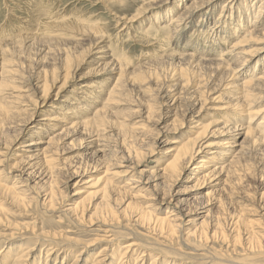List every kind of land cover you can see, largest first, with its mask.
Instances as JSON below:
<instances>
[{"label":"rangeland","instance_id":"rangeland-1","mask_svg":"<svg viewBox=\"0 0 264 264\" xmlns=\"http://www.w3.org/2000/svg\"><path fill=\"white\" fill-rule=\"evenodd\" d=\"M190 1L192 0H171L166 3L161 0H0V68L6 64L3 59L12 55L9 57H12L11 63L7 65H11L15 71L12 72L13 78L16 79L15 84L24 90L17 88L18 93L22 95L21 101L12 104L14 108L11 109L12 113H9L12 117H1L4 123L2 120V124L0 123V183L5 187L24 185L19 189L22 191V194H19L23 201L17 202L13 200L11 193L0 190V206L3 208L0 211V250H4L3 254L12 245L24 243L23 248H29L30 244H33L30 261L35 259L34 264H115L120 260L116 257L121 247L131 242L134 244L130 247L131 250L122 249L125 253L121 264H250L249 259L255 260L253 264H264V242L259 250L249 251L241 244L227 246V239L212 240L204 244L197 243L195 238L185 241L184 234L194 232L198 228L201 218L196 212L206 204L204 201L208 200L211 204L205 226L207 230L211 228L216 217L221 219L228 213L227 218H230L231 213L233 216L252 219L254 230H260L264 234V142L251 144L249 137L243 135V131L235 136L227 131V126L230 128L236 122V125H247L252 117L248 114L251 110L264 114V97H258L261 93L253 95L254 91H251L252 98L244 101L238 94L242 81L247 80L250 74L257 77L264 71V36L262 43L257 46L263 48L251 52V57H247L249 61L245 63L232 62L229 68L220 67V72L205 66H194L186 55L187 50L198 56L201 55L197 51H210L207 52L210 56L220 59L224 50L221 48L227 49L231 39L220 38V43L216 40L217 45L215 37L211 35L212 31L209 33L208 30L202 32V29H197V32H194L192 29L201 20L200 15L203 13L193 15L187 26L182 27L180 35L175 38L172 36L169 39L164 31L156 30L159 25L167 24L173 15L183 11ZM251 1L216 0L215 7L209 14L211 18L208 25L221 12L220 20H226L228 7L232 3L234 8L231 17L236 18L239 16V7L246 2L245 8L248 10L241 14V24L253 20L259 7H262L257 18L258 29H262V0ZM228 29L229 26L224 30ZM233 29L236 31L237 27L234 26ZM236 32L234 36L242 33ZM184 41L187 44L185 47ZM19 43H22L23 49L26 47L22 53L16 52L14 48ZM249 45L253 48L256 46L251 42ZM217 47H220V51H216ZM66 53L72 58V69L75 68L68 78L65 73H61ZM111 58L114 60L113 65ZM2 63L4 64L1 65ZM117 65H120V69ZM112 66L114 70H110ZM53 68L60 75L58 74V79L43 103L40 86L43 77H49ZM183 75L189 77L188 85L183 86ZM1 77L4 76L0 69ZM13 78L11 80H14ZM114 84L116 88H113ZM111 89L113 91L109 97ZM203 90H207V93ZM11 92L13 91H7L6 94ZM234 98L243 101L238 108L241 113L236 117L229 108L215 110L216 105L221 107L231 104ZM248 102L252 104L246 105ZM96 109L104 110L103 125L106 126L102 132L99 127L97 133L101 132L102 137L116 146L117 150L119 147L120 154L113 155V160L110 159L108 149L103 157L93 153L95 147L91 141L97 140L96 135H93L96 131L91 132L88 128L86 131L81 125L62 132L63 128H68L66 124L62 125V120L51 121L49 125L43 120L52 115L61 119L71 117L73 122L83 121L90 119ZM149 109L152 110L150 117L146 112H149ZM32 112L33 116L30 114ZM262 115H257L251 126H255ZM30 117L32 121L27 124ZM208 123V129L213 131V135L208 136L206 140L215 144V147H220L222 142L234 139L240 142L244 139L243 154L237 157L233 164H230L229 160L222 164L225 159L219 156L210 162L216 167H224L225 172L221 177L226 178L225 184L214 185L220 183V180L202 179L201 174L191 170L193 163L185 166L182 173H177L178 176L162 175L160 169L172 158L169 150L173 144L170 143L173 140L184 142L187 137H194L199 129L193 126ZM133 125L136 131L131 129ZM36 126L39 129H36ZM128 127L130 129H127ZM49 138L53 140L50 145L46 143ZM37 140L42 142L33 147L34 151H29L23 146L29 141ZM45 146L48 149H43ZM121 152H125L126 157L128 154V161L118 159L123 155ZM201 155L203 156L200 154L192 162H197ZM206 156L203 159L207 160L212 155ZM105 159H110L111 163L122 161L120 166L128 165V168L118 169L125 168V174L112 177V187H109L112 188L111 204L115 203L112 199L122 193L120 197H123V202L126 199L127 202L136 200L135 202L140 203L138 207L150 209L153 216L162 217L166 216L168 211L174 210V205H178L185 213H189L186 222L182 224L183 228L176 229L173 235L163 234L165 239L159 236L161 233L154 229L152 223L147 225L137 220L134 215L137 213L135 204V208L122 215L121 210L126 203H120V206L113 205L115 217L106 223L111 225L108 226L110 232L106 234L113 236V240L107 242L105 232L102 231L104 227H99L96 221H92V225L87 221L100 201L98 196L89 198V194L101 188V176L104 175L102 165ZM18 168H22L23 172L20 173ZM134 177L141 180L135 184L136 188L123 186L128 179ZM197 177L201 178L199 182L194 181ZM207 192L210 193L206 195ZM46 193H52V201L45 199ZM75 206L78 211L84 208L83 216L86 221L70 219L64 212L66 208ZM47 229H55L62 233V236L78 240V243H68L64 238H57L55 240L61 249L53 251V248L46 252L45 242L49 239L45 237L46 241L43 242L38 239L40 236L35 234ZM96 237L97 240L89 242ZM80 240L88 245L83 246ZM102 247H107L108 250L99 253ZM1 256L3 255L0 254V264L11 263L9 258L2 259Z\"/></svg>","mask_w":264,"mask_h":264},{"label":"bare ground","instance_id":"bare-ground-1","mask_svg":"<svg viewBox=\"0 0 264 264\" xmlns=\"http://www.w3.org/2000/svg\"><path fill=\"white\" fill-rule=\"evenodd\" d=\"M162 3H166V2H169L171 0H161ZM233 1V0H232ZM253 1V0H252ZM251 1V2H252ZM258 3V2H257ZM215 4H216V0H192L190 1L188 4L185 5L184 7V10L183 11H180L179 13H176L175 15H173L170 20L168 21L167 24L163 25V26H154L155 28L157 27L158 29L156 30H161V31H164L165 35L167 36L168 35V38L170 39V37L173 36V38H175L176 36L180 35L181 31H182V27H186L188 22L190 21V18L195 15L196 13H203L200 15V21L197 22V25L192 29L194 30V32H197V29H200L199 31H201V29L203 30L202 32H204L205 30L209 31H212L211 32V35H213L215 37V42L217 40L218 43L220 38L222 40L224 39H231L229 40L230 43L226 49V47L224 48H221V49H224L222 50L223 51V54H220L222 56H224L222 58V56L220 57V59L217 57H212L210 56L207 52H210V51H207V52H200V51H197L199 53V55L201 56H198L192 52H189L187 49H184V50H187V53L186 55H188L187 57L189 59H191V62H192V65H198V66H205V67H209V68H213V70L215 72H220V67H230L233 62V64H240V63H245L247 61H249V59H247L248 56H250L251 52H254L256 49L257 50H261L263 48L262 47H258L257 46L259 44L262 43V39H263V36H264V24H263V28L262 29H258V23L259 21H257V18L260 16V13L262 11V7H259L258 11L256 12L255 16H254V19L253 20H250V21H244V24H241V21H240V17H241V14L242 13H245L246 9L245 7L247 6L246 5V2H243V5H241V7H239V11L238 14L239 16H236L235 17H231L232 15V10L234 7H232V5L234 3H232L228 9H229V13L226 17V20H220V16L222 15V12L219 13V16L217 18H215L214 21H212L209 25L208 23L210 22V18H211V12L213 10V8L215 7ZM248 4V3H247ZM252 4V3H250ZM260 5L264 6V0L261 1ZM250 6V5H249ZM252 7V5L250 6ZM249 7V8H250ZM242 8H245V10H243ZM231 10V11H230ZM231 13V14H230ZM121 19V18H120ZM235 19V21H234ZM125 21V20H124ZM123 22V21H122ZM234 22V24H232ZM225 28H224V26ZM232 25V27L230 28V26ZM126 26V25H125ZM229 26V29L228 30H224V29H227ZM237 27V32L238 33H242L237 36L235 35L234 36V31L235 29H233V27ZM153 27V28H154ZM152 28V26H151ZM191 30V31H192ZM198 31V32H199ZM240 31V32H239ZM236 32V33H237ZM159 33V32H158ZM208 33V32H206ZM191 34V33H189ZM193 34V33H192ZM196 34V33H195ZM161 35V34H160ZM201 35V34H200ZM210 35V36H211ZM190 36V35H189ZM193 36V35H192ZM212 37V36H211ZM190 38V37H189ZM200 38V37H199ZM203 38V37H202ZM206 38V36H205ZM233 38V39H232ZM185 39H188V38H185ZM194 40V39H192ZM202 41V40H201ZM204 41V40H203ZM212 41V40H211ZM210 41V42H211ZM19 42V41H18ZM17 42V43H18ZM30 42V41H29ZM188 42V41H187ZM194 42V41H193ZM207 42V40H206ZM216 42V43H217ZM250 42L252 43V45H256L254 46H251L249 45ZM185 43V41H184ZM183 43V44H184ZM201 43V42H199ZM198 43V44H199ZM217 43V45H218ZM207 44V43H206ZM214 44V43H213ZM222 44V43H221ZM32 45V44H31ZM187 44L185 43L183 46L185 47ZM197 45V43H196ZM205 45V44H203ZM227 45V44H226ZM200 46V45H199ZM209 46V45H208ZM28 47V46H27ZM194 47V46H193ZM192 47V48H193ZM215 47V46H214ZM13 48V47H12ZM16 52H21L23 51L24 49L22 48V43H19L18 46H14ZM190 48V47H189ZM5 49V48H4ZM2 49V50H4ZM7 49V48H6ZM5 49V50H6ZM191 49V48H190ZM215 49V48H214ZM213 49V51H215ZM200 50V49H199ZM208 50V49H207ZM194 51V50H193ZM216 51H220V47H217V50ZM6 54H7V51H5ZM9 53V52H8ZM22 53V52H21ZM212 53V52H211ZM11 53H9L10 55ZM217 54V53H215ZM12 56V55H10ZM9 56V57H10ZM82 56V55H81ZM215 56V55H214ZM7 57V58H9ZM251 57V56H250ZM3 59L6 64L3 65L4 63H2L1 65V74H3L4 77H1L0 78V123H1V120L2 122L4 123L3 119L4 116H7V115H10L9 113H12L11 111L13 110V106L12 104L14 103H19L21 100L20 98L22 97L21 94H19L18 92V89L20 90V88L22 89L23 87H20L18 88L19 86H17L15 84V78H13L14 76V70H13V67L11 68V65H7V64H10L11 63V60H12V57L9 58V59ZM79 58V56H78ZM2 61V62H4ZM14 61V60H13ZM83 61V60H82ZM113 65L114 63V60L111 58L110 60ZM72 62V58L71 56L66 53L65 57H64V61H63V65L64 67L63 70H61V73H65L64 75L67 77L69 74L71 75L72 73H70L71 71L73 72V70L75 68L72 69V65H70V63ZM80 63V62H79ZM117 64V63H116ZM25 65V64H24ZM80 65V64H79ZM119 66V69H120V65H117ZM10 67V68H9ZM116 67V66H115ZM255 67H256V64L254 66V69L255 70ZM72 69V70H71ZM114 70V66L111 67L110 70ZM232 69V68H231ZM230 69V70H231ZM227 70V69H226ZM229 70V71H230ZM233 70V69H232ZM228 71V70H227ZM13 72V73H12ZM214 72V73H215ZM234 72V71H233ZM16 74V73H15ZM58 74L59 72L55 71V68H53L51 70V74L49 77H47L46 75L43 77V81H42V84H41V98H44V101L43 103L45 102V99H46V96L49 95V90L50 88L53 87L55 81L58 79ZM174 74V73H173ZM185 74V73H184ZM17 75V74H16ZM60 75V74H59ZM63 75V76H64ZM250 77L247 78V80H244L241 82V84L239 85V91H238V94H239V97L240 99H243L246 100L248 99L249 97H251V91H254L253 92V95L255 94H260V96H258L259 98L261 97H264V71L261 75H258L257 77L253 74H250L249 75ZM21 77V75H20ZM69 77V76H68ZM67 77V78H68ZM182 77V75H181ZM11 78H13L14 80H11ZM18 78V77H17ZM183 78H184V85H188V81H189V77L187 78V76L184 77L183 75ZM209 78V77H208ZM20 79V78H19ZM38 79V78H37ZM60 79V78H59ZM64 79V78H63ZM181 80V79H180ZM41 81V80H40ZM200 81V80H199ZM66 81H64V84H65ZM24 83V82H23ZM201 83V82H200ZM63 84V85H64ZM25 85V83H24ZM18 88V89H17ZM36 88V87H35ZM113 88H116V84H114ZM199 88V87H198ZM29 89V88H28ZM27 89V90H28ZM39 89V88H38ZM13 91L11 92L10 94H6L7 91ZM23 90V89H22ZM20 90V91H22ZM26 90V91H27ZM31 90V89H29ZM52 90V89H51ZM24 91V90H23ZM35 91V90H34ZM112 89L109 91L108 95L110 97L111 93H112ZM204 91V90H203ZM207 90H205L204 92H206ZM209 91V90H208ZM40 92V91H39ZM207 93V92H206ZM202 94V93H201ZM27 96V95H26ZM200 96V95H199ZM40 97V96H39ZM208 97V96H207ZM48 98V97H47ZM161 98V97H160ZM252 98V97H251ZM250 98V99H251ZM41 100V99H40ZM35 101V100H33ZM161 101V100H160ZM243 101H240L238 100L237 98H234L232 99V102L231 104H224L223 106L220 107V105H216L215 110H219L221 108V110H224V109H231L230 111L234 113L235 117L237 114L241 113L239 112L240 110H238V108L241 106V104L243 103ZM252 102H254L252 99H251ZM151 102V101H150ZM148 103V102H147ZM250 102H248L246 105L250 106ZM148 105V104H147ZM161 105V104H160ZM204 105V104H203ZM39 107V106H38ZM12 109V110H11ZM153 109V108H152ZM201 109V108H200ZM150 110L149 109V112H147V115L149 116L150 115ZM156 110V109H155ZM36 111V110H35ZM152 111V110H151ZM154 111V110H153ZM200 111V110H199ZM264 111V109L262 110ZM104 110L102 109H96L93 113V116L89 119H85V120H79V121H71V117L69 118H64V119H61L60 117H54V116H46L45 119V123H50L51 121H58V120H62L61 122L64 123L62 124L63 126H68V128H63L61 131L62 132H65L67 131V129L69 128H72V127H76V126H81L86 130L88 128L89 131L91 132H95L93 135H96V138L97 140H94L92 139L91 143H93V147L95 150H94V154L97 153V156H106L105 155V151L106 149H108V153L110 154L111 156V160H113L112 157H114L113 155H115L116 153L117 154H120V151H119V147H118V150L116 149V146H114L113 144H111L109 141H106L107 139H105L104 137H102V135L100 134L102 132V130L104 129L103 127H106L104 126L103 124L105 123V119H104ZM152 113V112H151ZM31 116H33L34 112L30 113ZM165 114V113H164ZM195 114V113H194ZM249 115H251L252 117L248 120L247 122V125L243 126V125H236V121L238 120H233L235 121L236 123H233V125L228 128L227 126V131H230L232 132V136H235V135H240L242 134L241 132L243 131V135L245 137H249V143L251 144H254V143H263L264 142V114L263 112L259 114H263L261 116V119L259 121H257L256 125L255 126H251V123L253 122V120L257 117L258 112L256 110H251L248 112ZM13 115V114H12ZM152 115V114H151ZM150 115V116H151ZM232 115V114H230ZM149 116V117H150ZM233 116V115H232ZM10 117H12L10 115ZM147 117V116H146ZM8 118V116H7ZM6 119V118H5ZM4 119V120H5ZM10 120V119H9ZM142 120V119H141ZM32 121V118L30 117V119L28 120L27 124L28 123H31ZM139 121V120H138ZM193 121V120H191ZM7 122V119L6 121ZM229 124H232L231 122H227ZM2 124V123H1ZM0 124V125H1ZM26 124V125H27ZM49 125V124H48ZM108 125V124H107ZM122 126V125H121ZM37 128L36 129H39L38 126H36ZM54 126H52V128H54ZM101 127L102 129H100L101 132L97 133V130L98 128ZM139 127V126H137ZM142 127V126H141ZM196 127L197 129H199V132L193 137H187V140L184 141V142H180V141H177V140H173L170 144H173L172 145V148H170L169 151H171V155H172V158L171 160H169L168 162H166L165 166L160 169L162 172V175H175L177 173H182V170H184L185 166H187L189 163H193L194 165L191 167V170L192 171H196L198 174H201V178L202 179H211L212 180H220L219 182L220 183H215L214 185H222V184H225L226 182V178L225 179H222L221 175L223 174V171L224 170V167L221 165L219 167H216V165L212 164L210 162H212L214 160V158H216V156H219L221 158H224L225 160L222 161V164H224L227 160H229V163L230 164H233V162L235 161V159L237 157H240L243 152V140H241L240 142H237L235 141V139L233 141H227L225 143H220V147H215V144L213 143H210V142H207L206 138H208V136H212L213 135V131H209L208 127H210V124H205V125H200L198 126V124L194 125L193 128ZM122 128V127H121ZM119 128V129H121ZM192 128V127H190ZM127 129H130L129 127ZM131 129L134 131H136V129L134 128V125L133 127H131ZM140 129V128H138ZM137 129V130H138ZM21 130V129H20ZM23 130V129H22ZM94 130V131H93ZM87 131V130H86ZM104 131V130H103ZM122 131H123V128H122ZM133 131H131L133 133ZM125 132H126V128H125ZM124 133V131H123ZM103 134V133H102ZM122 134V133H121ZM141 135V133H140ZM160 134H158L159 136ZM55 136V135H54ZM53 136V137H54ZM126 136V135H125ZM52 137V138H53ZM109 137V136H108ZM52 138H49L46 143L48 145H50V143L53 141ZM95 138V139H96ZM148 138V137H147ZM126 139V137H125ZM124 139V140H125ZM52 140V141H51ZM122 140V142L124 141ZM105 141V142H104ZM130 141V140H129ZM42 141H29L28 143L26 144H23V146H25L29 151L33 150V147L36 146V144H39L41 143ZM116 143V142H115ZM128 143V142H127ZM149 143V142H148ZM256 143V144H257ZM9 144V143H8ZM135 144V143H134ZM137 144V143H136ZM141 144V143H140ZM145 144V143H144ZM89 145V144H88ZM121 145V144H120ZM4 146L6 147L7 145L4 144ZM3 146V147H4ZM119 146V145H118ZM128 146V145H127ZM134 146V145H133ZM2 147V146H1ZM2 147V148H3ZM47 146H45L43 149H48L46 148ZM128 148V147H127ZM169 149V148H168ZM217 149H219L217 151ZM40 150V149H39ZM38 150V151H39ZM122 150V149H121ZM128 150V149H127ZM212 152H211V151ZM247 150V149H245ZM43 151V150H42ZM116 151H119V152H116ZM123 151V150H122ZM125 151V150H124ZM47 152V151H46ZM127 152V151H126ZM136 152V151H135ZM168 152V151H167ZM123 155L120 156L118 159L120 160H125V161H128L129 160V156L127 154V157H126V154H124L125 152H121ZM170 153V152H169ZM130 154V153H129ZM136 154V153H135ZM200 154H203V156L201 155L200 159H197V162H192L193 160H195L196 158H198V156ZM32 155V154H31ZM170 155V154H169ZM206 155H212L211 157H209L207 160L206 159H203V158H206L207 156ZM35 156V155H34ZM117 156V155H116ZM29 157V156H28ZM98 157V158H99ZM118 157V156H117ZM171 157V156H170ZM23 158V157H22ZM27 158V157H26ZM218 158V157H217ZM52 160V158H49ZM109 159V160H110ZM23 160V159H22ZM25 160V159H24ZM23 160V161H24ZM27 160V159H26ZM109 160H106L105 159V162L104 164L102 165V167L104 166V171H103V174L101 176V181H102V184H101V188L99 190H97L95 193H90L89 194V198H93V197H96L98 196L99 198V202L98 204H93L95 205L94 207V212L92 214H90L88 216V222H98V224L100 225L99 227H104L102 229L103 232H105V239L107 240V242H111L113 240V236L112 234H106V233H109L110 230L108 228V226H111V225H107L106 223H108L107 221H110V219L114 218L115 217V214H116V211H115V207H113V205H119L120 203L122 204H125L126 205L124 206V208L121 210L123 211L122 212V215L123 213H126L129 211V209L131 208H135L137 207V213H135L134 215H136L137 217V220H139L141 223H147L148 224H151L153 225L154 229L156 228L159 233H161V235L159 236H163V238L166 239V237H164L163 234L167 233V235H173V233L175 232L176 229H180V228H183V225L186 221V218L188 217V214L189 213H185L184 209H182L180 206L178 205H174L173 207L175 208L174 210H170L168 211L167 215L166 216H153L152 212L149 211V210H146V208H142V207H138V205L140 203H137V202H131V201H128L127 202V199L123 202V197H120L121 195H123L122 193L120 194L119 192L120 189H119V192H117V194L119 193V197H116L115 199H112L113 204H111L110 202V198L112 195H110V189L112 188H109V187H112V183L111 181H113L112 177L115 176V175H122V174H125L127 172V170L125 169L126 167L128 168V165H124V166H120V164L122 163V161H119L118 162H114V163H111ZM209 160V161H208ZM29 161V160H28ZM117 161V160H116ZM218 161V160H217ZM240 161V160H239ZM48 162V161H47ZM49 162L51 163L52 161L49 160ZM26 163V162H25ZM236 163V162H235ZM238 163V162H237ZM30 164V163H29ZM52 164V163H51ZM116 164V165H114ZM228 164V163H227ZM97 165V164H96ZM95 165V166H96ZM100 165V164H99ZM100 165V166H101ZM239 165V164H237ZM54 166V165H53ZM93 166V167H95ZM226 166V165H225ZM234 166V165H233ZM120 167H125L123 168V170H118L120 169ZM229 167V166H228ZM13 168V167H12ZM100 168V167H99ZM187 168V167H186ZM237 168V167H236ZM239 168V167H238ZM15 169V168H14ZM13 169V170H14ZM17 170H19L20 173L23 172V169L22 168H18ZM16 170V171H17ZM130 170V169H129ZM18 172V173H19ZM32 172V171H31ZM92 172H94V169L92 170ZM228 172V171H227ZM230 172V171H229ZM236 172V171H235ZM29 173V172H28ZM152 173V172H151ZM231 173V172H230ZM197 174V175H198ZM234 174V173H233ZM21 175V174H19ZM25 175V173H24ZM161 175V176H162ZM22 176V175H21ZM28 176V175H27ZM160 176V175H159ZM178 176V174H177ZM133 177V176H131ZM196 177V176H195ZM220 177V179H219ZM141 178V177H140ZM201 178H196V180L194 181H198L199 179ZM228 178V177H227ZM165 179V178H164ZM190 179V178H189ZM56 180V179H55ZM58 180V179H57ZM129 181L125 182V184L123 185L124 187H129V189H132V188H136L135 184L139 181H141L140 179H136V177L134 178H130L128 179ZM191 180V179H190ZM200 181V180H199ZM198 181V182H199ZM204 181V180H203ZM228 181V179H227ZM218 182V181H217ZM76 183V182H75ZM197 183V182H196ZM195 183V184H196ZM194 184V185H195ZM13 185V184H12ZM11 185V186H12ZM194 185L192 187H194ZM24 185L23 184H20L19 186H13V187H5V185L3 186V183H0V190H5V191H8L9 193H11L14 198L13 200L15 199L17 202L18 201H23L21 199V195L19 193H21L22 191H20L19 189L21 187H23ZM114 186V185H113ZM132 186V187H130ZM52 187V185H51ZM116 187V185H115ZM198 188V187H197ZM200 188V187H199ZM47 189V188H46ZM117 189V187H116ZM123 190H125V188H121ZM222 189V188H221ZM238 189V188H237ZM114 190V189H113ZM171 190V189H170ZM232 190V189H231ZM128 191V190H127ZM130 191V190H129ZM239 191V190H237ZM236 192V190H235ZM234 192V193H235ZM1 193V191H0ZM5 193V192H3ZM126 193V192H125ZM129 193V192H128ZM208 193L210 192H207L205 193L206 195H208ZM22 194V193H21ZM46 198L45 199H48V201H52L53 199V196H52V193H46ZM131 195V194H130ZM165 195V194H164ZM167 195V194H166ZM170 195V198H172L171 194ZM9 196V195H8ZM11 196V195H10ZM241 196V195H240ZM16 197V198H15ZM19 197V198H18ZM165 197V196H164ZM169 197V196H168ZM253 197V196H252ZM263 197V196H262ZM10 198V197H9ZM169 198V199H170ZM222 198V197H221ZM254 198V197H253ZM8 199V197L6 198ZM125 199V198H124ZM133 199V198H132ZM157 199V198H155ZM182 200V199H181ZM181 200H179L181 202ZM264 200V198H263ZM161 201V200H160ZM172 201V200H171ZM231 201V200H230ZM229 201V202H230ZM179 202V203H180ZM226 202V201H225ZM251 202V201H250ZM1 203V202H0ZM16 203V202H15ZM178 203V202H177ZM204 203H206L205 205H203L200 210L197 213V215H199L201 218V221L199 222V224L197 225L198 228L195 229L194 232H188L185 235V241H190L191 238H195L196 239V242L197 243H206L209 241H218V240H222V241H225L227 239V246H235V245H238V244H241L243 245L244 247L246 246L247 247V250H259L261 247H262V243L264 242V238H263V235L260 230L257 231V230H254L253 228V221L252 219L251 220H248V218H240V216H233L231 213H230V218H227V215L226 216H223L221 219H219V217H216V220H214V223L213 225H211V228H209V230H207L208 228H205V226L207 225V220H208V215L210 214V209H209V206L211 204V202L208 201H204ZM221 203V202H220ZM252 203V202H251ZM121 204V205H122ZM135 204V207H133ZM259 204V203H258ZM261 204V203H260ZM2 205V204H0ZM181 205V204H180ZM120 206V205H119ZM226 206V205H225ZM253 206V205H252ZM258 206V205H257ZM84 207V206H83ZM264 207V206H263ZM262 208V207H261ZM91 209V207H90ZM222 209V208H221ZM220 209V210H221ZM243 209V208H242ZM3 208L0 206V211H2ZM132 210V209H131ZM130 210V211H131ZM219 210V211H220ZM251 210V209H250ZM239 211V209L237 210ZM248 211V210H247ZM64 212L67 214V216L70 218V219H73V220H80V221H83L86 219L84 218L83 216V212H84V208L83 209H80L78 211L77 209V206H75L74 208H66L64 210ZM134 212V211H133ZM167 212V211H166ZM132 213V212H131ZM238 213V212H237ZM258 213V212H257ZM214 214V213H213ZM226 214V212H225ZM249 214V213H248ZM125 215V214H124ZM233 216V217H232ZM115 220V219H113ZM112 220V221H113ZM79 221V222H80ZM188 222V221H187ZM259 222V221H258ZM211 223V222H210ZM93 223H91L90 225H92ZM187 224V223H186ZM98 227V228H99ZM152 227V228H153ZM243 227V229H241ZM61 228V227H60ZM42 230V229H41ZM61 231V230H60ZM180 234V233H179ZM35 235H38L40 236L38 239L39 240H43L46 241L45 237H47L49 240H47L45 243H47V251L48 250H51L53 249V251H57V250H60L61 249V246H58L59 243L56 242L55 239H59V238H64L66 241H68V243H70L71 241H75L76 244L78 243L74 238L72 237H69V236H62L63 234L60 233L59 231H56L55 229L53 231H43L41 233H37ZM99 236V235H98ZM180 236V235H179ZM28 238V237H27ZM99 239V238H98ZM94 240H97V237L94 238L93 240L89 241V242H93ZM50 242V243H49ZM81 242V240H80ZM82 243V242H81ZM24 244V243H23ZM23 244H19V245H12L11 247H9L6 251V253H2L4 252V250L1 252L0 250V254L3 255L1 256L2 259H6V258H9L11 260V263L10 264H34V260L33 261H30V258H31V252L33 250L34 247L33 244L31 245L30 244V247H26V248H23ZM27 244V243H26ZM83 246H87L88 244H85V243H82ZM35 245V244H34ZM81 245V244H80ZM162 245V244H161ZM165 245V244H164ZM134 246L133 243H128V244H124L121 249H120V252L118 253L116 259H119L120 260L118 261L117 260V263L115 264H121L122 262V259L123 258V255L125 253V251H123L124 249L126 250H131L130 247ZM189 246V245H188ZM211 246V245H210ZM49 247V248H48ZM264 247V246H263ZM46 247H44L45 249ZM57 248V249H55ZM63 248V247H62ZM214 248V247H213ZM123 249V250H122ZM244 249V248H243ZM64 249H62L63 251ZM108 250L107 247H102L99 251L100 252H104ZM195 250V249H193ZM208 252V251H207ZM226 252V251H225ZM82 253V252H81ZM210 254V252H208ZM227 253V252H226ZM102 254V253H101ZM107 254V253H106ZM103 255V254H102ZM65 256V255H64ZM248 256V255H247ZM64 257H62L63 259ZM137 258V257H136ZM221 258V257H220ZM66 259V258H65ZM103 259V258H102ZM102 259H100L99 261L102 262ZM1 260V259H0ZM250 260V264H253L255 262V260L253 259H249ZM9 261V260H8ZM62 261V260H61ZM211 262V260H210ZM214 262V261H213ZM228 262H232L230 260H228ZM253 262V263H252ZM55 263V262H54ZM237 263V262H235ZM46 264V263H45ZM167 264V262L165 263ZM240 264V263H239Z\"/></svg>","mask_w":264,"mask_h":264}]
</instances>
